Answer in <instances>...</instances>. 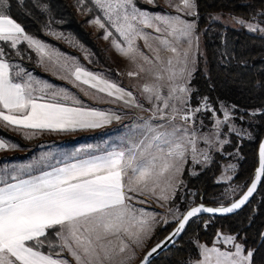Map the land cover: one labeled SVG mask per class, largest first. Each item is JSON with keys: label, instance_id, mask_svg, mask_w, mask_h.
Wrapping results in <instances>:
<instances>
[{"label": "snow or ice", "instance_id": "snow-or-ice-1", "mask_svg": "<svg viewBox=\"0 0 264 264\" xmlns=\"http://www.w3.org/2000/svg\"><path fill=\"white\" fill-rule=\"evenodd\" d=\"M78 2L82 4L83 0ZM92 2L103 11L104 20L127 45L123 47L113 38V46L133 60L136 54H139L147 63H153V60L140 52L135 44L137 39H141L146 47L151 48L148 44L150 34L144 31L146 28H152L156 33L167 32V35L176 41L187 40L191 46L195 25L179 15L150 14L139 9L134 0ZM148 2L153 3L154 0ZM196 7L195 0H181L177 11L195 15ZM7 8V0H0V42L9 44L12 49H17L18 45L26 42L28 47L37 53L41 64L47 61L53 69L66 72L68 75L63 78L70 77L75 86L86 85L99 93L115 96L116 99L127 96L130 99L125 103L136 104L131 92H126L115 83L87 71L74 60L70 63V58L27 34L25 28L5 11ZM237 22L244 23L242 20ZM90 23L104 29V39L112 36L99 17ZM161 25L164 27L161 28ZM248 27L256 30L253 25ZM153 38L159 41L162 48L173 54L167 60L169 79L178 76L182 78L187 70L189 52H184L181 61L178 49L170 40L163 36ZM152 51L156 52L155 62L163 63L159 49ZM174 58L175 64L184 65L179 74L174 67ZM140 71H144V68L141 67ZM128 75L134 76L137 73L129 72ZM188 75H191L190 71ZM162 78L161 74H156L157 80ZM189 91L190 89L182 84L170 88L168 96L165 97L159 86L145 84L143 92L147 94L146 98L150 101L153 98L161 101L163 107L154 105L153 116L142 124H134L129 130V135L122 137L118 145L103 150L99 155L81 157L74 154L65 157L57 160L60 166L48 165L50 170L40 171L38 175L28 174L27 178H24L25 169L0 175V264H70L62 255L65 251L76 264H105V261L112 260L115 251L110 247L112 241L108 237L119 238L123 233L133 243L139 244L141 234L149 230L151 214L134 208L129 203L133 198L129 193H155L162 178L173 171H182V163L189 150L186 145L191 148L194 163H200V157L205 162L210 159L207 152L197 150L195 132L189 134L187 128L180 126H173L170 131H161L167 127L165 124L151 123V120L157 118V114L160 120H165V109L170 107V101L176 100L181 105H187ZM67 100H71L72 104L62 102ZM80 105L81 102L66 89H57L47 82L36 80L20 65L9 62L5 58L4 48L0 47V123L16 131L31 130L25 132V137L30 139L38 131L95 129L111 123L112 120L121 119L118 114ZM203 108L208 110L206 98ZM171 111L173 115L167 118L168 124H172L176 114H180V119L187 123L201 108L189 107L185 111L171 104ZM223 117V120L215 121L217 129L230 119L227 109ZM216 135L219 136V132ZM204 142L210 143L207 137H204ZM15 147L16 145L0 138V151ZM47 158H41L28 168L39 169ZM262 174L264 143L260 146L259 167L254 180L241 199L227 207H192L182 215L178 227L171 235H179L190 218L199 213L224 214L241 208L256 190ZM168 189L175 191L171 178L168 179L167 188H161L160 199H169V196L163 194ZM176 212L179 213V209ZM53 233L54 238H50ZM217 236L218 239H223L225 244L232 245L235 251H221L215 246L208 248L199 245L201 260L198 264H252L254 252L250 250L244 255L243 245L233 243L235 236H221L220 233H217ZM128 247L129 245L121 239L119 252H124ZM158 247L160 245L152 248L141 264H148L149 257ZM45 248L47 252L43 251Z\"/></svg>", "mask_w": 264, "mask_h": 264}, {"label": "trees", "instance_id": "trees-1", "mask_svg": "<svg viewBox=\"0 0 264 264\" xmlns=\"http://www.w3.org/2000/svg\"><path fill=\"white\" fill-rule=\"evenodd\" d=\"M134 2L139 9H156L145 0ZM7 3L5 11L25 28L27 34L75 55L85 69L118 81L111 69L107 47L96 40L103 29L98 27L93 33L89 26V20L94 17L103 20L92 0H83L82 4L78 0H7ZM195 3L194 21L196 29L201 31L202 53L197 52L196 66L189 82L188 104L194 107L205 103L206 98L207 106L216 114L220 103L233 106L234 122L247 134L240 137L227 131V143L219 150H213L210 159L197 171L190 172L184 165L178 186L168 201L181 213L197 203L215 206L229 202L230 199L220 197V191L231 182L242 185L239 195L252 178L257 163V144L264 133V35L242 26L207 21L211 12L219 10L255 19L264 26V0H195ZM77 46L81 50L78 51ZM0 47L4 48L5 58L11 63L26 65L27 61L34 59V51L26 42L17 49L4 42H0ZM209 115V109L202 112L207 124ZM223 129L226 130V126ZM20 137L12 127L0 123V138L23 145ZM15 155L24 154L15 152L8 156ZM227 161L236 165L230 179L216 180ZM176 220L156 226L145 249L161 238ZM222 232L235 236L245 251L254 252L252 264H264V174L255 193L240 210L225 216L203 214L190 218L177 240L149 264H188L199 256L197 242L208 246L218 237L217 233ZM50 238H54V233ZM43 251L47 252V248Z\"/></svg>", "mask_w": 264, "mask_h": 264}, {"label": "rangeland", "instance_id": "rangeland-1", "mask_svg": "<svg viewBox=\"0 0 264 264\" xmlns=\"http://www.w3.org/2000/svg\"><path fill=\"white\" fill-rule=\"evenodd\" d=\"M148 4L151 6H155V10H147V9H141L144 11H147L150 14H169L172 16L179 15L182 19L193 23L195 25L194 16L195 15H186L183 12L177 11V6L180 5L181 0H154L153 3H149L148 0H145ZM161 7H159V6ZM100 13L103 18L102 22L105 23L108 30L112 33V36H110L107 40L104 39L105 31L103 29V32L100 35L96 36V40L100 45H104L107 47L108 53L111 57V69L114 71V73L118 76V81H113L110 78H107L116 84L120 85L121 87L130 90L131 93L134 95L136 104H134L132 107H124L126 109H121V117L124 119V121H121L119 124H115L111 127H105L101 131H77V132H61L58 134H39L37 136L32 135V137L26 138L25 132L27 131H16L21 135L20 138L23 141L22 144L15 143L13 140H6L9 143H12L16 145L15 148H11L8 150L0 151V175L7 173H12L15 170L19 169H25L28 173L30 171H33L36 168H28L29 165L34 164L36 161L41 160L43 157H48L44 160V162L40 165L39 168L50 164L55 163L57 160L64 159L65 157L72 156L74 154H89L91 152L99 151L105 148L114 147L119 144L122 137L129 135V130L132 128L134 124H142L144 120H149L153 116L154 112V105H158L160 107H163V104L161 101H156L154 98L153 100H148L147 94L143 92V85L148 84L150 86L156 87L159 86L162 94L167 97L170 88L174 86L179 85H186L189 89L190 87V79L191 75L195 69L196 61H197V52L202 53L201 48V31L197 30L196 27H194L193 34L191 37V46H189V43L187 40H181L176 41L173 37L168 36L167 32L162 33H156L152 28H146L144 31L146 33L150 34V38L148 40V44L151 46V48L145 46L144 40L137 39L135 41L136 47L139 49L140 52H142L145 56H148L150 59L153 60L152 64L147 63L139 54H136L135 60H133L129 56H125L121 54L117 49L113 46V38L117 40L118 43H120L123 47H127L126 44H124L123 40L120 38L119 34L115 32V29L111 27L107 23V21L104 20L103 11L101 9ZM95 18L89 20V26L93 33L96 32L98 26L94 23H90V21H93ZM218 18V19H217ZM219 21L223 25L226 26H242L246 28L247 30L257 32L259 34L264 35V26L258 23L255 19H245L242 17H239L234 14H229L225 11H213L210 13L207 21ZM244 21L243 24L238 23L237 21ZM248 25H253L256 30H251ZM164 26L161 25V28ZM156 36H163L164 38H167L170 40L174 46L178 49L180 53V60L183 61V54L185 51L189 52L188 57V64H187V70L182 78L169 79L170 73L166 70L167 60L169 57H172L173 54L170 51L165 50L161 47L159 44V41L154 39L153 37ZM62 39V38H61ZM42 42V41H41ZM46 45H48L50 48L56 49L59 53H61L64 57H68L69 62L71 63L72 60H74L76 63H79L76 56L73 54H67L65 52H62L58 50L57 48L42 42ZM79 50L80 47H76ZM152 49H159V56L161 58V61L163 63H156L155 62V56L156 52L152 51ZM33 50V49H32ZM34 51V50H33ZM81 57L85 58V55L80 52L79 53ZM40 58L37 55V53L34 51V59H30L27 61V64H21L12 62L13 64L20 65L23 69H25L26 72L31 73L32 77L36 80L47 82V83H56V86L58 88V83H62V80H65V76L68 74L66 72L60 71L58 69H53L52 65L49 64L47 61H45L44 64H41ZM81 66V65H80ZM82 67V66H81ZM143 67L144 71H140V68ZM174 67L179 74L180 68L184 67L183 63L175 64V58H174ZM84 68V67H83ZM85 69V68H84ZM87 70V69H86ZM91 72L90 70H87ZM191 72V75H188V72ZM133 72L137 73V75L129 76L128 73ZM94 73V72H92ZM159 73L162 75V79L157 80L156 74ZM96 74V73H95ZM98 75V74H97ZM71 79L70 77L68 78ZM67 80V79H66ZM63 87V86H62ZM190 92V91H189ZM179 95V93H177ZM189 96V93L187 94V98ZM170 107L168 109H165V112L167 113V116L165 120L159 119V114H157V118L154 120H151V123L153 125H160L165 124L167 127L165 129H161V131L168 130L170 131L173 126H180L181 128H187L189 134L192 132H195L196 138H197V144L196 148L200 152H207L208 156L213 150H219L221 146L224 144L221 143V141L227 140V131H230V129H234L232 132L236 133L240 137L246 136V131L243 130L239 125H237L234 122V111L233 106L220 103L219 104V113L216 114L213 110L211 111V108L208 107L210 111V115L207 116L209 119V124H207V121L205 122L202 112L204 111L203 105L204 103L201 102L197 106H191L187 103V105H181L179 101L172 100L169 102ZM171 104H175L178 109H184L187 111V109L190 107L192 109H195L197 107L201 108V111L196 112L193 116V119L189 122L185 123L183 120L180 119V114H176V119L172 121V124H168V117L173 115L171 111ZM139 105V106H137ZM225 109L228 110L230 114V119L224 123L221 124L220 127L217 129L215 127V121L216 120H223V113ZM226 126V130L223 129V127ZM219 132V136L216 135V133ZM113 133L115 134L113 137ZM204 137H207L210 143L204 142ZM91 146V147H89ZM188 147V152L186 153L185 160L182 163V169L184 165H187L190 172L197 171L201 166H203L206 162L203 160L202 157L199 159L201 160L200 163H194L192 154H191V148ZM17 153H23L22 156H8L9 154ZM231 166V167H230ZM235 163L233 161H227L223 164L220 172L216 176V180H223L227 181L235 169ZM180 174L176 173L175 171L168 174L167 177L162 178L161 184L159 187L156 188L155 193H152L150 191L145 192L144 194H139V192H130L129 196L133 197L129 202L134 206L136 209H143L145 212L151 214V219L149 220V226L151 227V234L153 233L156 226L163 224L164 222L168 220H175L178 219L181 215V211L179 210V213L176 212L178 209L175 206H172L168 204V201L172 198L174 192L171 189H168L166 192H164V195L169 196V199L167 201L160 199L161 196V188H167L168 179L171 178L172 184L174 188L178 186V183L180 181ZM240 183L231 182L226 184L220 191V197L225 199L232 200L239 192L241 188ZM141 201H143L141 203ZM170 209L172 211H170ZM149 231V230H148ZM147 231V233H148ZM145 235H148V234ZM150 234V235H151ZM120 236H123L122 234ZM221 236H233L232 234H229L227 232H222ZM146 239H145V238ZM148 236H142L141 235V241L139 244L133 243L132 240L129 238L126 242L129 247L125 249L124 252H113V258L111 261H109L111 264H122L123 259L129 258L130 255L131 259H129V262H136V260L139 258V255L142 253V251L145 249L148 239ZM109 240L112 241V244L119 243L120 238L116 236H110L108 237ZM145 239V240H144ZM124 240V239H123ZM215 242V244H214ZM107 243V241H105ZM234 244H239L236 239L233 242ZM197 247L199 251V256L197 259L190 260L188 264H198V262L201 260V254H200V248L199 245H203L200 242H197ZM120 245V243H119ZM135 246V249L133 248ZM218 247L221 251H231L234 252L235 249L232 245L225 244L223 239H218V237L211 242L210 245L206 246L208 248L211 247ZM133 248V251H132ZM115 249H118L115 248ZM66 252V251H65ZM248 251L244 250V255L247 254ZM71 264H76L75 260L66 252L62 254Z\"/></svg>", "mask_w": 264, "mask_h": 264}, {"label": "crops", "instance_id": "crops-1", "mask_svg": "<svg viewBox=\"0 0 264 264\" xmlns=\"http://www.w3.org/2000/svg\"><path fill=\"white\" fill-rule=\"evenodd\" d=\"M104 78V77H103ZM104 79H107V78H104ZM109 80V79H107ZM111 81V80H109ZM62 83H58V88L56 86V83L57 82H54V83H48L50 85H52L54 88H63V89H66L67 92L74 96L77 100H79L81 102V105L80 106H83V107H86V108H91V109H96V110H100V111H104V112H111V113H115V114H118L120 117L122 116L121 115V109H126L124 107H129V106H133L134 104H131V103H125V101L129 100L130 98L125 96L123 99H116L115 96H108L106 93H99L97 92L95 89H91V88H88L86 85H81L80 87H77L75 86L72 82H71V79H65V80H62L61 81ZM112 83H115L113 81H111ZM116 84V83H115ZM118 87L120 88H123L121 87L120 85L116 84ZM63 86V87H62ZM126 92H131L130 90H127L125 88H123ZM132 98H134V95L132 94ZM135 99V98H134ZM149 100V99H148ZM64 103H67L69 105L72 104V101L71 100H67V101H62ZM121 121H124V119H121L120 120H112L111 123L109 124H106L105 126L103 127H100V128H95V129H84V130H76V131H67V132H77V131H95V130H99V129H103L105 127H111L115 124H119L121 123ZM20 131H27V132H30L31 130H20ZM65 132V133H67ZM58 133H61L60 131H56V132H53V131H38L36 132L35 136L39 135V134H47V135H50V134H58ZM114 133H113V137H114ZM110 148V147H109ZM105 149H108V148H105ZM105 149H102V150H99V151H95V152H91L89 154H79L81 157H86L87 155H99L102 153L103 150ZM70 157V156H69ZM62 160V159H61ZM70 162V161H69ZM48 165H52V166H60L57 162L55 163H50V164H47L39 169H34L33 171H30L29 173H26L24 178H27V175L28 174H31V175H38L40 171H48L50 170V167H48ZM11 182V181H9ZM130 203V202H129ZM131 204V203H130ZM132 205V204H131ZM133 206V205H132ZM134 207V206H133ZM151 227L149 226V231H148V235H145L146 233H142L141 235L142 236H148L150 237L151 235ZM123 236H119V240L121 239H124L125 242H129L128 241V237L125 236L123 233H121ZM120 234V235H121ZM147 237V238H148ZM145 238V237H144ZM146 239V238H145ZM144 239V240H145ZM120 243V242H119ZM119 243H114L112 245V248H117L118 249H115V254H117V252H119ZM135 249V246L133 247ZM133 248H132V251H133ZM136 250V249H135ZM66 254V252H64V255ZM133 255V253L130 255V257ZM71 264V263H70ZM74 264V263H72ZM105 264H111L109 261H105ZM122 264H134V262H129V258H124L123 259V262Z\"/></svg>", "mask_w": 264, "mask_h": 264}, {"label": "water", "instance_id": "water-1", "mask_svg": "<svg viewBox=\"0 0 264 264\" xmlns=\"http://www.w3.org/2000/svg\"><path fill=\"white\" fill-rule=\"evenodd\" d=\"M264 143V133L262 134V136L260 137L259 141H258V144H257V148H256V155H257V163H256V166L254 168V171H253V175H252V178L250 179V181L247 183V185L244 187V189L241 191V193L239 195H237L235 198H233L232 200H230L229 202L225 203V204H219V205H215V206H211V205H204L202 203H197V204H194V205H191L189 207H187L182 213L181 215L179 216V218L176 220L175 224L161 237L159 238L157 241H155L154 243H152L150 246H148L141 254H140V258L139 260L135 263V264H141V262L144 260V257L151 251L152 248L156 247L157 245H160V247L157 248V250L152 253V255L149 257L148 259V264L154 259L156 258V256L163 252L164 250H166L171 244H173L178 236L180 235H176V236H172L171 234L175 231V229L178 227L179 225V222H180V219H182V215L183 214H186L188 210H190L192 207H196V206H199V205H203L205 207H212V208H216V207H220V206H230L233 202L235 201H238L239 199H241L243 197V195L247 192V189L248 187L251 186V183L253 182L254 180V177H255V173H256V170L257 168L259 167V152H260V146L261 144ZM261 178H262V175H261ZM261 181V180H260ZM260 181L257 182V187L260 183ZM256 187V189H257ZM256 191V190H255ZM255 191L253 192V194L255 193ZM252 194V196H253ZM249 197L248 201L251 199V197ZM248 201L245 203L247 204ZM244 204V205H245ZM242 205L241 208L244 206ZM241 208L233 211L232 213H224V214H221V213H199L198 215H203V214H206V215H213V216H225V215H230V214H233L235 212H237L238 210H240ZM197 215V216H198ZM169 237H171L169 239Z\"/></svg>", "mask_w": 264, "mask_h": 264}]
</instances>
